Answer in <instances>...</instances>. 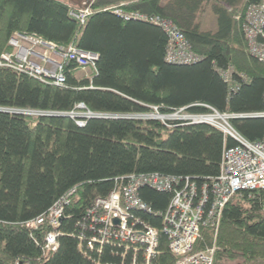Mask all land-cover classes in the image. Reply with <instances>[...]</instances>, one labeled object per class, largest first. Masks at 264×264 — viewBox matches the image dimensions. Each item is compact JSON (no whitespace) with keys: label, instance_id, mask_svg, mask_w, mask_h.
Here are the masks:
<instances>
[{"label":"trees","instance_id":"obj_1","mask_svg":"<svg viewBox=\"0 0 264 264\" xmlns=\"http://www.w3.org/2000/svg\"><path fill=\"white\" fill-rule=\"evenodd\" d=\"M218 1L230 8L218 6V26L206 30L199 15L213 0H94L84 24L70 15L73 6L64 0H0V56L13 50L9 42L15 33L99 55L90 76L72 64L61 86L0 66V264L147 263L132 245L99 242V234H91L87 209L133 174L190 179L202 191L219 175L224 148L235 145L208 123L148 114L214 108L237 115L231 123L244 137H263L264 62L248 52L238 19L261 0ZM121 3L126 11L171 19L201 60L167 62L168 37L159 26L104 10ZM231 67L236 70L228 83L221 71ZM79 104L95 116L66 115ZM70 192L58 248L45 253L49 224L26 223ZM140 195L151 210L141 215L161 232L158 254L147 264H175L157 216L168 207L170 193L144 187ZM263 202L264 192L235 195L217 232L203 228L194 251L215 244L214 264H264Z\"/></svg>","mask_w":264,"mask_h":264},{"label":"built area","instance_id":"obj_2","mask_svg":"<svg viewBox=\"0 0 264 264\" xmlns=\"http://www.w3.org/2000/svg\"><path fill=\"white\" fill-rule=\"evenodd\" d=\"M123 5L121 3L104 10L113 11L126 20L147 21L159 26L168 37L167 62L192 64L201 60L183 31L171 19L140 11H126L122 8ZM91 6L87 9L73 7L70 15L84 24L94 12ZM238 19H241L248 52L264 62V0L248 5ZM9 43L13 50L1 54L0 66L59 86L65 83L66 69L70 65L96 68L99 60V55L95 52L74 45H57L40 36L15 33ZM39 47L44 49V54L40 56L43 63L33 58ZM53 55L59 56L60 60L53 59ZM235 70L231 67L221 71L226 82L231 83ZM83 108V104L77 105L76 109L69 112L70 117L75 119L95 116L90 111L82 112L80 109ZM25 113L45 114L35 110H27ZM259 114L264 117V112ZM146 116L156 119L167 117L157 111ZM235 116L237 115L221 113L212 108V112L186 117L192 123H208L218 128L235 142V145L224 148L219 175L210 179L209 183H204L202 191L190 179L183 181L180 177L155 173L133 174L118 183L107 196L97 197L87 209L91 234H99L101 243L118 240L132 245L136 247V254L142 252L149 263L158 254L161 235L160 230L141 215L142 212L151 213L140 195L142 188L149 187L170 193L168 207L157 216L162 219V231L167 236L169 250L177 257L175 264H214L215 244L194 251L197 241L202 237V229L210 227L217 232L223 210L235 195L247 192L250 197H254L256 193L264 192V134L259 140L244 137L231 123ZM72 192L58 199L46 213L26 223L27 226L36 228L44 223L49 224L51 229L45 237V253L58 248L59 228ZM262 207L264 209V202Z\"/></svg>","mask_w":264,"mask_h":264},{"label":"rangeland","instance_id":"obj_3","mask_svg":"<svg viewBox=\"0 0 264 264\" xmlns=\"http://www.w3.org/2000/svg\"><path fill=\"white\" fill-rule=\"evenodd\" d=\"M214 2L206 4L205 5V9L202 10L203 12L199 15V19L201 22V27L202 29H206V30H216L217 26H218V13L216 11V8L218 6H221L223 8H227L229 9L230 7H227V5L225 3H220L218 0H213ZM83 70H81V75H91L92 73V68L88 67V68H82ZM76 112V111H75ZM191 113H185V112H176L173 115L167 116L164 119L161 120H168V119H176V120H183V121H188L186 117H188ZM68 116H70V113L66 114ZM38 116V115H35ZM166 116V115H164ZM241 262H230L228 264H240Z\"/></svg>","mask_w":264,"mask_h":264},{"label":"water","instance_id":"obj_4","mask_svg":"<svg viewBox=\"0 0 264 264\" xmlns=\"http://www.w3.org/2000/svg\"><path fill=\"white\" fill-rule=\"evenodd\" d=\"M64 1L73 7H77L79 9H87L92 5V2L94 0H64ZM116 222L118 223V220H116Z\"/></svg>","mask_w":264,"mask_h":264},{"label":"crops","instance_id":"obj_5","mask_svg":"<svg viewBox=\"0 0 264 264\" xmlns=\"http://www.w3.org/2000/svg\"><path fill=\"white\" fill-rule=\"evenodd\" d=\"M42 54H44V49L43 48H41V47H39V48H37V54H36V56H33V58H34V60L35 61H38V62H42V59H41V55ZM53 59H57V60H60V57L59 56H57V55H53V57H52ZM43 63V62H42Z\"/></svg>","mask_w":264,"mask_h":264}]
</instances>
